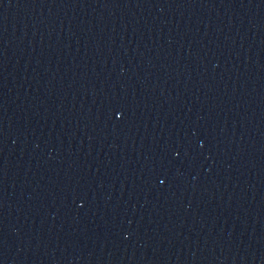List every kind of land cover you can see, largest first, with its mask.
<instances>
[{"label": "water", "instance_id": "1", "mask_svg": "<svg viewBox=\"0 0 264 264\" xmlns=\"http://www.w3.org/2000/svg\"><path fill=\"white\" fill-rule=\"evenodd\" d=\"M0 264H264V0H0Z\"/></svg>", "mask_w": 264, "mask_h": 264}]
</instances>
